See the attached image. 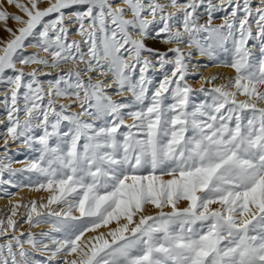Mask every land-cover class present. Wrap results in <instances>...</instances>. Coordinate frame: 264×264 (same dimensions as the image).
Masks as SVG:
<instances>
[{
	"label": "snow or ice",
	"instance_id": "1",
	"mask_svg": "<svg viewBox=\"0 0 264 264\" xmlns=\"http://www.w3.org/2000/svg\"><path fill=\"white\" fill-rule=\"evenodd\" d=\"M0 26V192L47 193L8 201L0 264H264V0H0Z\"/></svg>",
	"mask_w": 264,
	"mask_h": 264
},
{
	"label": "bare ground",
	"instance_id": "2",
	"mask_svg": "<svg viewBox=\"0 0 264 264\" xmlns=\"http://www.w3.org/2000/svg\"><path fill=\"white\" fill-rule=\"evenodd\" d=\"M73 35H75V34H73ZM5 36H7V35L5 34ZM155 43L156 42H154V41L150 42L151 45H154ZM162 48L164 49L165 45H162ZM203 58H206V57H201L198 53L194 52L193 63L195 65L196 62L199 61V64L196 65L195 67L190 68V70L194 71L195 73H200L204 77H210L212 75H219L220 77L225 78L227 76L229 77V76L233 75L234 71L228 67H224V66H220V65L212 64V63L207 64L206 67L203 66V64H202ZM209 60H210V58H209ZM26 70H30V68H28ZM196 77H197V79L194 80L195 84L200 85L202 83V81L200 80L198 75ZM17 147H18V145H15V144L11 145V148L13 149V151H15V149H17ZM0 152H3V149L0 150ZM12 193H14V195H12V196H6L2 192L0 193V216H2V214H3V216L8 214V210L11 207V205L8 203V201L10 199L11 200H19V199L23 198V201L26 203L27 201H29L31 199H38L42 196H47V193L31 191L28 188H21V189L15 188V190L14 189L12 190ZM16 193H18V194H16ZM2 211H4V212H2ZM20 211L22 212L23 209H21ZM23 227H24V225H22V228ZM40 228H47V225H41ZM33 230L38 231L39 229H33ZM105 230L106 229H104V228L100 229V231H105ZM88 235H92V233H89Z\"/></svg>",
	"mask_w": 264,
	"mask_h": 264
},
{
	"label": "rangeland",
	"instance_id": "3",
	"mask_svg": "<svg viewBox=\"0 0 264 264\" xmlns=\"http://www.w3.org/2000/svg\"><path fill=\"white\" fill-rule=\"evenodd\" d=\"M6 8H7V11H9V12H15V11H16V9H15L13 6H8V5H6ZM221 20H222V16L218 15V16L216 17V19L214 20V22H215V23H220ZM9 25L14 27V24H13L12 21H9ZM5 34L7 35V33H5V32L3 31L2 26H0V37H6ZM159 44H160V45H159ZM157 45H158V46H157ZM162 45H163V44H161V43H159V42H156L154 45H151V46L156 47V48H160L161 50H163ZM29 51H34V49H29ZM206 58H207V59H206ZM206 58H203V59H202V64H203V66H205V65H207V64H209V63L217 64V65L223 66V65L217 63L216 61H213V60H211V59L209 60L208 57H206ZM223 58H224V57L221 56V59H223ZM194 62H195V61H194ZM205 67H206V66H205ZM224 67H225V66H224ZM228 68H229V67H228ZM230 69H231V68H230ZM190 72L195 73V72L192 71V70H190ZM233 75H234V73H233ZM196 76H197V75L190 76V77H189V83H191L194 87L198 88L200 85L195 84V81H194L195 79H197ZM231 76H232V75H231ZM227 77H228V76H227ZM227 77H225V78H227ZM225 78H224V77H221L222 80H221V79H220V80H217L215 83H217V84H219V83H223V81H224ZM211 86H212L211 84H206V85H205V87H211ZM0 118H3V112H2V111H0ZM129 122H130V121H129ZM0 131H3L2 127H0ZM0 150H2V148H0ZM12 154L15 156V158H16L17 160H20V161H23L24 158H25L26 156H29V155H30V153L27 152V150H21L18 154H17L15 151H13ZM23 155H24V156H23ZM19 156H20V157H19ZM14 166H15V167H21L22 164L17 163V164H15ZM13 189L15 190V188L9 187V191H10V192H12ZM0 193H1V192H0ZM181 206H183V205H181ZM2 212H4V211H2ZM6 212H7V211H6ZM2 216H3V214H2ZM23 225H24L23 229H24V230H27L28 225H26V224H23ZM101 229H103V228H101Z\"/></svg>",
	"mask_w": 264,
	"mask_h": 264
}]
</instances>
